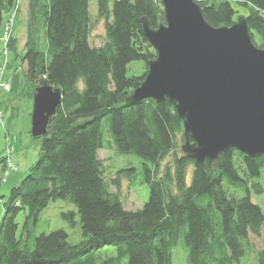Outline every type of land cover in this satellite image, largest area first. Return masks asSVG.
<instances>
[{
	"label": "trees",
	"instance_id": "1",
	"mask_svg": "<svg viewBox=\"0 0 264 264\" xmlns=\"http://www.w3.org/2000/svg\"><path fill=\"white\" fill-rule=\"evenodd\" d=\"M194 1L213 27L231 26L235 6L244 9L253 43L264 48V0ZM89 3L28 0L20 47L15 20L21 0H0V80L7 69L20 71L30 100L35 85L62 93L46 135L37 137L38 158L2 203L0 264H173L179 243L184 264H247L251 252L255 264H264V248L253 251L248 241L264 233V186L255 181L264 156L231 149L216 165L206 160L197 169L181 151L183 125L173 104L126 102L155 57L140 18L154 27L164 22L160 0H95L96 20L104 22L99 46L90 43ZM133 61L143 63L139 75L127 74ZM106 148L142 159L149 194L141 208L123 207L121 180L131 182L136 170L120 168L108 180L98 155ZM261 195L259 204L254 197ZM58 199L75 208L60 217L73 227L78 216L77 243L68 241L64 229L35 232L42 209ZM21 210L26 213L17 234Z\"/></svg>",
	"mask_w": 264,
	"mask_h": 264
},
{
	"label": "water",
	"instance_id": "2",
	"mask_svg": "<svg viewBox=\"0 0 264 264\" xmlns=\"http://www.w3.org/2000/svg\"><path fill=\"white\" fill-rule=\"evenodd\" d=\"M164 22L140 18L155 50L143 81L126 98L173 104L182 121L181 151L197 169L216 165L235 149L264 156V48L253 41L245 16L231 26H211L194 0H160ZM62 101L60 89L35 85L30 134L45 136Z\"/></svg>",
	"mask_w": 264,
	"mask_h": 264
},
{
	"label": "rangeland",
	"instance_id": "3",
	"mask_svg": "<svg viewBox=\"0 0 264 264\" xmlns=\"http://www.w3.org/2000/svg\"><path fill=\"white\" fill-rule=\"evenodd\" d=\"M27 2L28 0H21L20 11L15 20L16 23H18L19 31L16 32V35L20 39L18 40L20 47L24 42V22L27 13ZM235 8L237 10L236 19L238 16H244L246 14L244 9L236 6ZM89 12L93 21L90 43L92 46H99L103 42L104 22L100 19L96 20L95 0H90ZM5 36L4 34L1 36L3 40L6 38ZM142 66L143 63L141 61L128 63L127 74L139 75L142 71ZM6 73L8 75H5V79H1L0 82L3 83V81H7L8 86L5 84L3 88L4 90L12 88V91L0 93V98L3 100L1 105L3 117L2 124L0 125V159L5 158L3 163L2 160L0 162V221L3 215L2 203L6 201L10 189L20 182L25 176L28 168L36 161L40 148V139L30 134L32 100L27 96L31 90L28 81L20 71L12 73L11 69H7ZM79 84L81 83L79 82ZM98 155L105 167L107 179L111 176L110 174H112V172L114 175V172L120 168H135L136 172L131 182L126 179L121 180L119 195L125 209L135 210L141 208L147 201L149 194L148 185L143 182L140 173L142 159L135 155L116 156L113 149L107 148L99 150ZM8 156L11 157L13 165ZM171 157V154L165 157L162 161L161 169L171 161ZM7 160L9 163L6 162ZM4 161L6 166H3ZM255 181H259L264 186V168L261 170V175L255 178ZM111 190L115 191L116 189L111 185ZM254 200L262 204V195L254 197ZM68 210H75V208L66 201L58 199L49 202L38 215L34 226L36 234L50 232L56 229H64L68 234V241L70 243H77L80 240L78 216H75L76 224L73 227H70L69 224L60 217L61 212H66ZM25 213V210H21L16 217L18 223L17 234L20 233ZM248 241L253 251L262 249L264 248V233H262L260 237L249 235ZM181 250L184 251L182 244L179 243L173 250V264H184V261L180 263V258H182ZM174 254L176 256L175 258ZM253 257V252H251L246 263L255 264Z\"/></svg>",
	"mask_w": 264,
	"mask_h": 264
},
{
	"label": "built area",
	"instance_id": "4",
	"mask_svg": "<svg viewBox=\"0 0 264 264\" xmlns=\"http://www.w3.org/2000/svg\"><path fill=\"white\" fill-rule=\"evenodd\" d=\"M5 84H6V86H8V85H7V84H8L7 81H6V82H3V83L0 82V85H1L0 88H1V89H4L3 86H4ZM6 90H7V89H6ZM1 117H2V116H1V111H0V121H1Z\"/></svg>",
	"mask_w": 264,
	"mask_h": 264
},
{
	"label": "crops",
	"instance_id": "5",
	"mask_svg": "<svg viewBox=\"0 0 264 264\" xmlns=\"http://www.w3.org/2000/svg\"><path fill=\"white\" fill-rule=\"evenodd\" d=\"M2 100V99H1ZM0 103L2 104L3 103V101H0Z\"/></svg>",
	"mask_w": 264,
	"mask_h": 264
}]
</instances>
